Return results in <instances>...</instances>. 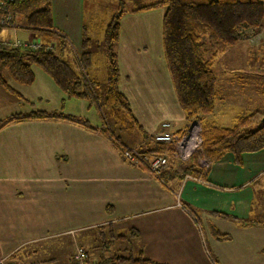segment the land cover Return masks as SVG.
I'll list each match as a JSON object with an SVG mask.
<instances>
[{
    "label": "crops",
    "instance_id": "0c3cea01",
    "mask_svg": "<svg viewBox=\"0 0 264 264\" xmlns=\"http://www.w3.org/2000/svg\"><path fill=\"white\" fill-rule=\"evenodd\" d=\"M50 3L53 29L71 50L65 55L69 61L81 52L82 28L92 40L89 30L104 10L91 0ZM162 16V10L123 14L114 47L118 91L142 132L115 131L126 147L145 153L152 150L150 137L160 123H169L177 133L187 124L163 59ZM5 30L18 38L17 29ZM218 49L211 67L217 99L204 119L221 128L232 127L239 117L263 119L264 94L255 66L258 73L264 18L257 34ZM94 60L92 55L87 73L100 81ZM42 76L40 93L54 97L51 106L8 76L13 93L0 87V261L71 264L75 249L83 247L94 264L102 240L110 241L107 255H142L159 264H264V227L245 224L264 218V148L242 154L239 164L226 153L206 165V181L180 178L183 167L169 159L164 184L124 163L99 134L101 121L92 116V107L67 98ZM34 112L73 120L28 118ZM188 210L195 212V220ZM213 230L229 239L217 240ZM132 231L138 236L130 237Z\"/></svg>",
    "mask_w": 264,
    "mask_h": 264
},
{
    "label": "trees",
    "instance_id": "16d2710c",
    "mask_svg": "<svg viewBox=\"0 0 264 264\" xmlns=\"http://www.w3.org/2000/svg\"><path fill=\"white\" fill-rule=\"evenodd\" d=\"M7 9L13 22L20 19L24 30L35 32L41 43L50 45L51 49L21 51L0 44V71L4 70L17 84L30 85L34 80L30 65L34 64L67 98L93 103L101 121L98 132L119 155L126 147L116 131L128 127L142 132L132 116L127 100L118 91L119 75L114 47L119 37L120 18L125 13L138 14L151 10L163 11L161 45L175 99L187 121L193 119L201 127V150L183 166L180 178L187 176L206 181L207 167L226 153L232 154L234 163L239 164L242 154L264 148V123H255L257 118L254 116L239 117L230 128L218 127L204 119L213 113L217 99L216 76L211 67L218 55V48L233 46L259 32L264 18V3L261 0H117L116 12L102 31V57L106 66L103 90L87 73L92 67V40L87 36L85 27L82 28L81 52L78 55L72 54L71 60L66 61L65 55L71 50L64 36L53 30L50 0H13ZM0 87L13 93L1 74ZM28 118L73 120L71 117L46 115L42 112L31 113ZM21 120L13 118L11 121ZM166 150L164 145L153 143L152 150L146 154ZM198 159L204 161L207 167H200ZM163 178L164 172L160 180L165 184ZM188 212L195 220V212ZM245 224L264 227V218ZM212 233L219 241L229 239L228 235L216 230ZM129 236L138 235L132 231ZM100 241L103 251H100L101 256L94 264H159L142 255H107L110 241ZM86 255L88 263L93 264L89 262L87 252ZM4 264L13 263L6 259Z\"/></svg>",
    "mask_w": 264,
    "mask_h": 264
},
{
    "label": "built area",
    "instance_id": "2783aa9c",
    "mask_svg": "<svg viewBox=\"0 0 264 264\" xmlns=\"http://www.w3.org/2000/svg\"><path fill=\"white\" fill-rule=\"evenodd\" d=\"M12 2L13 0H0V28H14L12 15L7 9ZM0 44L21 51L51 49L50 45L43 46L38 40L14 39L2 41ZM200 134V124L193 119L188 120L185 129L180 133L171 132L170 125L162 123L159 131L154 133L151 138L154 143L167 147L166 151L148 155L137 149L125 148L121 157L126 164L146 170L154 179L161 182L160 176L165 171L169 159L176 161L178 168H181L189 163L195 153L200 152L202 143ZM197 164L206 167V163L200 159H198ZM0 264H4V261L1 260ZM71 264H89L86 251L83 248L77 247L75 249Z\"/></svg>",
    "mask_w": 264,
    "mask_h": 264
},
{
    "label": "rangeland",
    "instance_id": "374dc122",
    "mask_svg": "<svg viewBox=\"0 0 264 264\" xmlns=\"http://www.w3.org/2000/svg\"><path fill=\"white\" fill-rule=\"evenodd\" d=\"M91 1H93L94 3L96 2V5L98 7L100 6L104 10V12L101 11L100 12V16L95 19L96 21L93 24V26H95V28H92V29L89 30V36H91V38H92V44H91V47H90V51H91V53H92V55H93V57L95 59L94 60L95 61L94 69H96L95 73L98 74V79H100V81H97V82L101 85V88L103 90L104 89V84H105V78H106V66H105V63H104V60H103V57H102L103 52H104L103 43L101 41V39H102V31H103V28H104L105 24H107L108 20L110 19L109 17H111L112 13H114V11L116 9V2L114 0H91ZM261 1L264 2V0H261ZM89 5H90V2L86 1L85 2V8L87 9L89 7ZM126 6H130V5L126 4ZM108 10H111L109 14L107 13ZM21 24H23V23L20 22V19H18V20L13 22L14 28H0V29H2V30H0V39L12 38V36L9 35L10 33H11V35L13 34L12 30H5V29H17V32H19L18 33V38L14 37L11 40H14V39L21 40L19 38H24V39L33 38V40H29V41H36L34 39H38V35L35 32H33V31H28L27 32L26 30H22V29H25V27L24 28L21 27ZM88 26H90V24H88ZM55 32L57 33V31H55ZM2 41H0V42H2ZM4 41H9V40H4ZM22 41H25V40H22ZM38 41H40V40H38ZM43 46H48V44L45 45V43L43 42ZM261 54H262V56H261L260 65H259V69H258L259 72L257 73V66H255V73L260 75V77H259V79H260L259 86L261 88L260 90L264 94V51H262ZM30 70H31L35 80H33V82H32L33 84L31 83L30 85H24V86L30 88L29 90L31 92H33V93L37 92L38 93L36 95L37 97H35V98H39L40 96H42V98L47 99V100L43 99L40 102H48V106H51L54 103V100H52V99H54V97L46 98L45 93L44 94L40 93V92H44V90H43L44 84H43V82H42L40 77H43L42 75H46V74L38 66H36L34 64L30 65ZM0 74L3 77V79L5 80L4 76H7V75H5L6 72L4 70H1ZM9 79H11V78H9ZM95 99L97 100L96 97H95ZM61 103L62 102H60V101L58 102L59 107H60ZM87 103H88V105H90L92 107V110H91L92 116L95 117V119H97V115L98 114L95 111L96 108L94 107V104L93 103L90 104L89 102H87ZM70 107L71 106L68 105V108H70ZM68 108H66L65 110L69 111L70 109H68ZM74 109L75 108H72V111ZM74 113H76V112H74ZM256 118L257 119H255V123H259L261 121V119H262L261 115L259 117H256ZM164 123H167V122H164ZM161 125H162V123H160V125L158 126V129L154 133L159 131ZM126 148H130V147H126ZM133 149H136V148H133ZM119 156H120L121 160L123 161L121 155H119ZM132 167H134V166H132ZM81 248H83V247H81ZM83 249L86 250L85 248H83ZM86 252H87V250H86ZM124 254H126V253H124ZM126 255H121V256H126Z\"/></svg>",
    "mask_w": 264,
    "mask_h": 264
},
{
    "label": "water",
    "instance_id": "95a60500",
    "mask_svg": "<svg viewBox=\"0 0 264 264\" xmlns=\"http://www.w3.org/2000/svg\"><path fill=\"white\" fill-rule=\"evenodd\" d=\"M262 123H264V118L261 120Z\"/></svg>",
    "mask_w": 264,
    "mask_h": 264
}]
</instances>
